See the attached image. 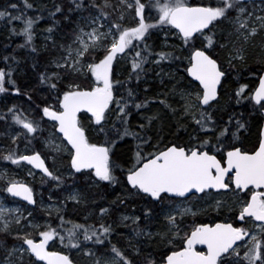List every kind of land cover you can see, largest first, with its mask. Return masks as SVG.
<instances>
[{
    "label": "snow or ice",
    "instance_id": "snow-or-ice-1",
    "mask_svg": "<svg viewBox=\"0 0 264 264\" xmlns=\"http://www.w3.org/2000/svg\"><path fill=\"white\" fill-rule=\"evenodd\" d=\"M23 2L26 9L34 7L29 0ZM8 9L19 12L18 5L10 3L0 10V20L22 21L19 34L25 41L20 47L31 46L33 27L41 17L24 19V13ZM57 14L71 25V33L39 75L48 98L37 103L16 85L10 65L7 71L0 68V93L25 95L30 107L36 105L35 115L8 107L0 120L7 123L10 116L18 126L14 134H7L13 145L21 139L30 144L37 133L47 131L44 144L56 154L51 157L53 165L58 157L63 163L53 168L41 152L21 153L18 148L0 154V159L21 169L30 165L28 176L35 179L33 170H39L42 183H54L68 195L44 208L47 219L41 223L28 209L37 204L33 187L0 172V192L26 202L15 208L0 204V234L19 242L11 247L0 242V264H77L74 252L88 264H264V127L258 142L245 148L239 133L247 130V123L234 112L226 122L218 121L211 111L219 104L228 76L217 51L225 52L226 63L235 67L247 62L248 47L257 38L264 48V0H208L195 5L188 0H68L67 11L62 3L53 4L50 15ZM151 30L164 32V47L170 51H156L147 43ZM46 31L51 34L53 27ZM169 36L179 44H169ZM31 50L36 52L35 47ZM10 59L16 58L3 57L6 64ZM120 60L130 63L124 80L116 73ZM164 62H178L175 72L156 73L175 81L172 88L139 100L131 81L140 82L147 75L146 65L159 67ZM259 63L261 67L250 72L258 83L252 88L239 84L229 99L264 116V56ZM157 100L175 121L171 139L163 134V124L153 130L154 121L163 120L159 112L144 117L138 131L131 127L132 109L139 113ZM181 129L186 140L177 134ZM125 137L134 143L127 159L117 163L114 150ZM117 168L122 181L114 175ZM80 177L93 184L121 183L126 196L118 198L119 203L135 197L143 211L142 216L122 215L117 226H131L136 237L158 241L164 250L144 252L142 242L129 239V255L113 244L110 237L117 222L105 220L110 207L98 206L96 223H87L89 217L85 223L67 220L66 203L85 199L76 190ZM208 207L217 217L204 222L199 217ZM153 224L157 231L145 230ZM57 241L60 249L50 250Z\"/></svg>",
    "mask_w": 264,
    "mask_h": 264
},
{
    "label": "trees",
    "instance_id": "trees-1",
    "mask_svg": "<svg viewBox=\"0 0 264 264\" xmlns=\"http://www.w3.org/2000/svg\"><path fill=\"white\" fill-rule=\"evenodd\" d=\"M29 2L34 5L32 9H26L24 7L23 0H0V10H4V8L10 3H16L18 5L19 12L8 9L10 12H13V14L24 13V19H27L28 17L35 18L37 15L41 17V19L37 21L33 27V41L31 46L23 48H21L20 45L24 44L25 37L19 34L24 26L23 22L12 21L9 23L6 18L4 20H0V68H4L7 71L10 65L13 70V79H15L16 85L21 89V92L30 93L34 101L41 103L45 98H48V90L46 86L39 83V75L41 72H44L46 68L50 67L49 62L59 54V44L67 42L70 38L71 25H69L60 14H57L55 17L50 15V12L53 10L54 3H62L65 11H67L68 0H29ZM113 2H115V0H113ZM188 2L195 5L201 2L207 3L208 0H188ZM48 27H53V32L51 34L46 31ZM13 28L16 30L15 34L12 32ZM151 31L153 32V35L147 40V43L152 45L156 51H170V48L164 47V32L159 30ZM168 43L171 45H178L179 41H177L174 37L169 36ZM32 47L36 48V52H32ZM184 54L186 55L187 53L185 52ZM216 55L223 64L228 76L223 82V87L220 89L219 104H214L211 111H213L214 118L218 121L226 122L228 120V116L234 112L236 114V118L241 119L242 122H246L247 130H241L239 133L240 142L243 143L245 148H251L258 142L262 116L258 112H253L250 107L237 105L234 99H229V95L234 92L239 84H248L249 88L256 85L258 81L255 77L250 75V72L261 67L259 61L261 60V57L264 56V48L262 49L259 38H257L256 43L248 47L247 62L236 63L235 67H229L228 64H225V52L218 50ZM4 56H8L10 58L14 56L16 59L15 61L10 59L9 63L6 64L3 60ZM176 63L178 62H172L171 64H169V62H164L159 67L151 64L146 65L145 67L148 70L147 75H142L140 82H137L135 78H133L130 84V86L138 94V99L143 100L145 97L151 98L156 96L157 93H164L172 88L175 81L170 80L166 75L158 76L156 73L175 72ZM129 70L130 63H127L125 60H120L119 63L116 64L117 77L121 80L127 78ZM177 80H179V76H177ZM6 87L10 88L11 86L6 84ZM145 88L148 89L147 92H145ZM121 91L126 94L125 90L122 89ZM161 98H163V96H161ZM172 99L173 98L170 97L169 101L172 102ZM175 99H178V97ZM49 102H51L50 99ZM13 105L16 106L17 111L24 112L25 115H35L33 109H35L36 105L31 104L30 107V102L28 101L27 96L15 95L12 91L0 93V114L6 113L7 108L12 107ZM113 107H115V105H113ZM132 111L133 115L129 119L133 130L138 131L139 129L137 125L139 123L146 122L143 119L144 117L151 116L159 112L161 117H163V120L154 121L153 130L163 124V134L169 139H171L172 133L176 132L175 121L171 118V113L168 112L167 109H164L163 105H160L158 100L150 103L146 110H141L139 113H137L134 108ZM113 119L114 117L109 120L107 127L111 126ZM9 125H11L13 131L19 130L18 126L12 124L10 116L8 117L7 123L0 120V154L6 155L9 149H17L26 145L31 151H39L45 157H52L53 155H56L52 151L45 150L43 145L40 143V140L47 137V131H45L42 135L37 133L36 139L32 140L30 144L21 139L18 144L13 145L10 137L7 135V128ZM169 125H171L170 129ZM177 134L183 139H187V135L183 129H181ZM96 139L95 135H93V142H96ZM103 139L104 136L101 134L99 136V140ZM133 143L134 142L131 137H125L124 141L118 142V145L114 150L115 155L113 156V160L117 163H123L130 155L129 148L132 147ZM46 162L53 168H60L63 163L59 157L57 158L55 165H53V160H49V158ZM0 168H17V166L12 165L10 161L0 159ZM114 175H116L119 180H123L119 168L115 170ZM69 184H71V181H69ZM37 185H39L40 191L42 192L40 195L43 198H46V195H49L51 200L55 203L59 200H64L68 195L67 191L55 187L54 183H49L47 181L42 183L41 179L37 181V183L30 185L33 187L35 193L40 192L37 191ZM76 190L80 191L85 199L79 204L71 201L66 203V206H64V213L67 220L77 223H85V217H89L87 223H96V214L99 212V207H110L109 215L105 217V220L109 223L113 221L117 222V224L114 225L115 232L110 237L113 244L125 249L129 255H131V249L128 247L129 239H131L134 244L142 242L141 247L144 252L156 253L164 250L163 246L158 244V241L153 240L152 242H149L146 237H136L132 232L131 226H117L122 215L142 216L143 211L141 202L138 198H128L125 204L119 203L118 198H124L126 196L125 188L121 183L116 185H109L107 182L93 184L91 180H88L85 177H80L76 181ZM113 201L116 203H112ZM38 208L39 200H37V206L32 209V211L34 216L40 222H43L47 219V217L45 212L43 210V212H40ZM224 214H227V210L225 209ZM210 217H217V213L213 211L212 208H208L207 213L201 215L199 219L207 222ZM219 218L223 219V215ZM189 219L192 218L189 217ZM141 227H144V223H141ZM145 230L155 232L157 231V226L153 224ZM0 242L6 243L9 247H11L13 243H19L13 241L11 237H6L4 234H0ZM60 247L59 241H57L50 250H59ZM0 255H3L2 250H0ZM72 255L77 260V264H88L87 258L82 257L75 252L72 253Z\"/></svg>",
    "mask_w": 264,
    "mask_h": 264
},
{
    "label": "rangeland",
    "instance_id": "rangeland-1",
    "mask_svg": "<svg viewBox=\"0 0 264 264\" xmlns=\"http://www.w3.org/2000/svg\"><path fill=\"white\" fill-rule=\"evenodd\" d=\"M225 64L227 65V63H225ZM7 133L14 134V131L12 130L11 127H8ZM56 142L59 143V141H56ZM40 143L43 145L45 150L51 151V149L45 147L44 139L40 140ZM18 150L21 153H26V152L29 153L31 151L30 148L26 145L22 146L21 148H18ZM47 157L49 158V160H52L51 156H47ZM27 168L28 167H25L23 169H21L19 167H17V168H0V172L7 171L9 176H13L16 179H21L24 181L26 180L29 185L37 183V181H39L41 179V175L34 171L36 173V176H35V179H33V177L27 175ZM2 184H3V181H0V185H2ZM37 191L38 192L40 191L39 185H37ZM40 193H42V192L40 191L39 193H36V194H38V195H36L37 200H39V208L38 209L40 210V212H43L44 208H46L50 204H54L55 202H53L51 199H49V197H50L49 195H46V198H43L40 195ZM0 204H3V206L8 207V208L20 207L22 205L19 203H15L13 200H11L7 196L6 193H2V192H0ZM201 207H206V205L201 204ZM208 208H211V207H208ZM24 214L27 215V212H25ZM41 223H43V222H41ZM13 229H15V226H13Z\"/></svg>",
    "mask_w": 264,
    "mask_h": 264
},
{
    "label": "water",
    "instance_id": "water-1",
    "mask_svg": "<svg viewBox=\"0 0 264 264\" xmlns=\"http://www.w3.org/2000/svg\"><path fill=\"white\" fill-rule=\"evenodd\" d=\"M257 2H259V0H257ZM190 79V78H189ZM263 118H264V116H263ZM262 127H264V120H263V122H262V125H261V128ZM28 167L30 168L31 166L30 165H28ZM34 171H36L37 173H39V174H41L40 172H39V170H35L34 169ZM42 175V174H41ZM8 195V194H7ZM9 198H11L12 200H15V201H18V202H21V203H24V204H26V202H24V201H20V198H14V197H11V196H8ZM35 198V197H34ZM30 208H34L35 206H29ZM198 248L199 247H201V246H197Z\"/></svg>",
    "mask_w": 264,
    "mask_h": 264
},
{
    "label": "flooded vegetation",
    "instance_id": "flooded-vegetation-1",
    "mask_svg": "<svg viewBox=\"0 0 264 264\" xmlns=\"http://www.w3.org/2000/svg\"><path fill=\"white\" fill-rule=\"evenodd\" d=\"M226 210V209H225Z\"/></svg>",
    "mask_w": 264,
    "mask_h": 264
}]
</instances>
